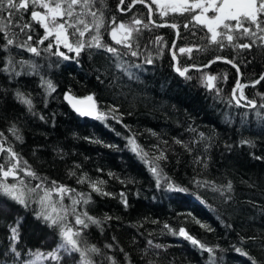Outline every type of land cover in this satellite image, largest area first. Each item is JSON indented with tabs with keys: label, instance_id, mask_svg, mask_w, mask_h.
<instances>
[{
	"label": "trees",
	"instance_id": "1",
	"mask_svg": "<svg viewBox=\"0 0 264 264\" xmlns=\"http://www.w3.org/2000/svg\"><path fill=\"white\" fill-rule=\"evenodd\" d=\"M128 2L125 0V7ZM118 3L103 0L105 26L100 31L101 42L117 48L118 56L88 47L93 31L80 38L85 48L79 56L70 52L65 60L55 55L59 45L52 37L37 43L45 35L43 27L31 20V9L24 14L23 22L32 24L28 34L33 40L28 43L37 47L40 55L15 46L0 49V69L8 67L10 56L30 62L23 67L16 64L21 73L18 76L0 71V132L19 154L21 168L30 167L44 179L45 186L56 181L76 190L62 202L53 193L57 210L61 205L70 206V197L79 198L78 193L90 196L87 204L76 208L102 221L100 226L90 224L83 229L88 246L101 249L100 255L90 254L96 264H111L106 257L114 258L116 264H210L208 253L174 234L181 227L215 249V264H264V80L234 89L238 72L240 83L259 78L264 71V48L257 43L251 50L240 49L227 40L221 48L210 42L206 27L189 23V14L173 13L161 19L153 14L156 22L178 25L175 39L176 30L169 24L157 27L148 23L143 4L137 3L123 14ZM112 18L117 24H131L134 18L148 23L147 28L140 25L130 41L137 56L112 39ZM185 23H189L188 28H184ZM25 39L24 34L19 35L20 42ZM49 42L53 46L45 50ZM241 42L248 39L235 41ZM172 44L177 67L201 66L213 57H222L232 60L238 70L218 59L203 69L188 68L181 76L173 66ZM180 48L193 51L180 53ZM149 59L151 63H147ZM117 65H123L127 72ZM208 76L216 79L209 82ZM48 80L55 91L47 89L44 82ZM17 91L32 100L31 111L17 98ZM66 92L92 96L103 118L80 116L66 101ZM241 93L246 100L241 99ZM247 100L254 101L256 107ZM13 126L22 142L12 134ZM130 138L148 153L149 162L132 151ZM161 153L166 159L156 161L161 171L157 186L150 161ZM0 163H7L6 157L0 156ZM85 176L87 182L77 183ZM19 178L27 185V206L0 196V264H28L33 258L42 264H80L79 253L61 251L59 261L47 257L61 243L59 229L39 215L41 206L35 196L27 195V188L41 180L23 172ZM94 181H104L103 191L111 195L92 191L90 183ZM198 181L216 186L230 181L232 191L225 196L231 200L225 203L224 197ZM7 182L17 183L12 177ZM169 182L184 191L169 189ZM64 222L74 229L80 227L70 214ZM13 227L18 233L15 240L11 238ZM251 236L257 239L241 241V237ZM109 244L112 247L106 248ZM37 254H41L39 259Z\"/></svg>",
	"mask_w": 264,
	"mask_h": 264
},
{
	"label": "snow or ice",
	"instance_id": "2",
	"mask_svg": "<svg viewBox=\"0 0 264 264\" xmlns=\"http://www.w3.org/2000/svg\"><path fill=\"white\" fill-rule=\"evenodd\" d=\"M143 4L149 15L148 23H155L151 20V15L153 13V5L157 6L160 10L161 16H167L169 11L172 13H178L181 15L189 14V23L195 22L197 25H202L206 27L207 32L210 33V42L217 44L219 47L223 48V41L227 40L229 44L240 49L251 50L254 46L259 43L261 48H264V0H129L128 5L125 7V0H119L117 8L121 12L130 11L135 4ZM103 0H0V49L7 51L11 46H15L19 49L26 50L36 56L40 55V51L37 47L29 44V41L33 40L32 35L28 34L32 30L31 23L23 22L24 14L30 11V17L32 21L39 23L45 30V35L42 39L38 40L37 43H44V40H48L49 37H54L57 45L63 44L69 52H74L79 56L80 52L85 48V42L80 38L85 37L86 33L90 34L94 31L95 35H91V41L87 43L88 47L95 46L96 48L104 49L108 53L113 55H119L118 49L109 45H105L101 42V29L105 26V14L103 10ZM37 8L43 11H38ZM211 13V15H209ZM90 17L91 19H86ZM112 24L115 25L111 29L112 39L116 44L123 45V47L131 50V56L135 57L138 55L137 51L132 50L133 44L130 42L133 39V33H138L140 31L139 27H126L124 23L120 22L117 25L115 18H112ZM148 23H145L141 19H133V25H143L144 28L148 27ZM189 23H185L184 28L189 27ZM157 27H162L164 25H156ZM170 27L176 29L177 24H171ZM13 31V29H17ZM71 30V31H69ZM123 32L124 35L121 39H117V32ZM24 34L26 39L23 42L19 41V35ZM177 35L179 33L177 32ZM76 37L74 41L70 38ZM241 37L247 38V43H235L236 40ZM159 39V38H158ZM52 43L49 42L47 49L52 48ZM175 45H173L174 47ZM192 48H180V53H191ZM55 55L63 57L67 60L69 57L62 51L55 52ZM173 58H175V53H173ZM216 59H224L222 57H216ZM149 59L147 63H151ZM215 62V61H212ZM227 63L233 64V67H237L232 60H226ZM19 63L22 67L29 65L30 62L27 60L16 61L14 57H9L7 61L8 67L0 69V71H7L14 73L15 75H20V72L16 71V64ZM207 66V65H206ZM32 67H35L32 65ZM117 67L123 68V65H117ZM127 72L126 68H123ZM238 70V69H237ZM176 71L181 76H185L188 68L181 69L176 68ZM131 76V73H128ZM216 77L208 76L207 80L209 82L214 81ZM260 80H264V75H261L259 80L254 83H259ZM46 87L50 91H55V87L50 80L44 82ZM213 85L209 83V87ZM237 82V88H242ZM17 98L21 103L28 106L31 111L32 100L25 96L24 93L17 91ZM241 97L243 94L241 93ZM65 99L73 107V109L80 116H95V118H103L104 113L98 111L97 106L93 100L92 96L86 97L88 101H92V104L88 107L83 106V101L78 100L71 95L66 94ZM239 104V100H237ZM248 104L255 108L256 104L254 101L248 100ZM264 107V105H261ZM43 119V117H41ZM12 134L15 136L17 141L22 142V137L19 135L18 129L14 126L11 129ZM129 143L133 146L132 151L136 152L141 159L147 161L148 153L144 152L135 143L134 138L129 139ZM177 143H180L177 141ZM248 143V141H244ZM7 145V146H6ZM109 147H111L109 145ZM0 156H4L7 159V163H0V196L6 197L16 203L27 206L26 192L24 188L27 187L25 182L19 178V173L23 172L25 176L32 177L33 179H40L41 182L37 183L32 187L27 188V195H34L36 202L41 206V212L39 215L45 220L50 222V226L59 229V237L61 243L58 244L57 248L53 251L47 253V257L52 260H60V252L71 255L73 253H79L80 264H96V262L91 258L90 254H101V249L97 248L95 245L88 246L87 241L83 239V229H87L90 224L100 226L102 221L89 215L86 211L77 212L76 206L83 203L87 204L90 200V196L85 197L83 193H78L76 196H72L71 205L68 207H61L57 210V206L52 203V195L55 193L59 200L62 202L64 197L70 193H75V189L68 188L65 185L58 184L56 181H51L50 186H45L44 179L39 178L37 174L29 168H21V158L19 154L14 150L12 145L8 143L7 138L3 132H0ZM160 159H166L163 153L159 156L154 157L150 163V171L157 178V186H160V176L161 171L159 170L156 161ZM257 159H261L257 157ZM27 163L26 161L24 162ZM79 167V166H77ZM72 172L71 175H75ZM12 177L17 183H8L7 180ZM167 179V178H165ZM88 178L78 179L77 183H85ZM104 181H94L90 183L92 191L97 194L108 196L111 193L103 191L102 185ZM202 187H209L214 193H219L221 197H224V202L228 203L231 200V196H225V193H231L232 184L229 181L226 185L216 186L213 182L205 181L197 182ZM169 189L184 191V189L176 188L170 182L168 183ZM122 202L125 207H127V200L123 198L121 194ZM51 209V211H49ZM63 213V215L61 214ZM74 217V224L80 226L74 229L69 226V224L64 221L67 220L68 215ZM111 219V217H105V220ZM168 228V225H165ZM201 227L207 228L206 225L201 224ZM207 230L211 231L210 228ZM171 231V229H170ZM13 233L12 239L17 238V229L13 227L11 229ZM178 234L185 239L189 240L193 245L200 248L202 251L209 254L210 264H215V249L208 247L206 244L202 243L200 240L192 237L184 228H179ZM245 239L249 241H255L257 237H241V241L244 242ZM149 245H152V241H148ZM106 248H111L112 245H105ZM156 248H160L161 245H155ZM15 252V249H12ZM123 251V249H121ZM235 251L247 256L248 253L242 248H235ZM19 256L20 253L16 252ZM41 254H37L39 259ZM111 264H116V260L112 257H106ZM252 264H256L253 261Z\"/></svg>",
	"mask_w": 264,
	"mask_h": 264
},
{
	"label": "water",
	"instance_id": "3",
	"mask_svg": "<svg viewBox=\"0 0 264 264\" xmlns=\"http://www.w3.org/2000/svg\"><path fill=\"white\" fill-rule=\"evenodd\" d=\"M152 20V19H151ZM155 22V21H154ZM154 24H156V25H166V24H169V25H171V24H173V22H168V21H163V22H155ZM175 24V23H174ZM176 30V35H175V39L177 38V32H178V28H176L175 29ZM174 39V40H175ZM172 46H173V44L171 45V47H170V51H171V54H172V56H173V53H175L174 51H173V48H172ZM214 60H218V59H216V57H213V58H211L210 60H208L206 63H204L203 65H201V66H191V65H189V66H185V67H183V68H193V69H203V68H205V67H207L208 65H209V63L210 62H212V61H214ZM221 60H224V61H226V60H229V59H227V58H224V59H221ZM173 61H174V63H173V66H174V68H175V70H176V68H177V61H178V58H177V55H176V53H175V58H173ZM234 63V62H233ZM235 64V63H234ZM207 65V66H206ZM237 66V65H236ZM183 68H181V69H183ZM237 69H238V67H237ZM264 74V71L261 73V75H263ZM260 75V76H261ZM260 76H259V78H260ZM259 78L257 79V80H259ZM240 79H241V73L240 72H238V78H237V81H236V83H235V85H234V89L235 88H237V82H239L240 83ZM257 80H255V81H257ZM255 81H253V82H241L240 84L241 85H254L255 83ZM66 94H68V95H71L72 97H74V98H76V99H78V100H81V101H83V106L84 107H88L89 105H91L92 104V101H88L87 99H86V97H78V96H75L74 94H72L71 92H66L65 93V95ZM65 95H64V97H65ZM233 97H234V99L237 101V100H239L238 98H237V96L235 95V93L233 92ZM241 98V97H240ZM242 100H243V98H241ZM244 100H246V99H244ZM67 101V100H66ZM248 101V100H247ZM252 101V100H251ZM68 102V101H67ZM239 102H240V100H239ZM69 103V102H68ZM70 105V104H69ZM71 106V105H70ZM251 106V105H250ZM72 107V106H71ZM73 108V107H72ZM77 113V112H76ZM83 117H94V116H83Z\"/></svg>",
	"mask_w": 264,
	"mask_h": 264
},
{
	"label": "flooded vegetation",
	"instance_id": "4",
	"mask_svg": "<svg viewBox=\"0 0 264 264\" xmlns=\"http://www.w3.org/2000/svg\"><path fill=\"white\" fill-rule=\"evenodd\" d=\"M129 3V2H128ZM128 3H126V6L128 5ZM38 11H43L42 9H39ZM121 12V11H120ZM127 12H129V11H126V12H121V13H123V14H126ZM147 12H148V10H147ZM153 14H155L156 16H157V18H165L166 16H161L160 15V10L157 8V6H155V5H153V13H152V15ZM171 14H173L171 11H169V14L167 15V16H171ZM148 15V14H147ZM152 15H151V19H152ZM125 18H127V16H124ZM125 18H123V19H125ZM148 19H149V15H148ZM153 20V19H152ZM153 21H155V20H153ZM156 22V21H155ZM126 23V22H125ZM43 30H44V28H43ZM70 31V30H69ZM44 33H45V30H44ZM63 44H59V49H61V51L62 52H64L65 54H69L70 52L69 51H65L63 48Z\"/></svg>",
	"mask_w": 264,
	"mask_h": 264
},
{
	"label": "rangeland",
	"instance_id": "5",
	"mask_svg": "<svg viewBox=\"0 0 264 264\" xmlns=\"http://www.w3.org/2000/svg\"><path fill=\"white\" fill-rule=\"evenodd\" d=\"M209 15H211V13H209ZM125 24V26L126 27H133V28H136V27H140V25H133L132 23L131 24H129V23H124ZM118 25V24H117ZM115 26V25H114ZM113 26V27H114ZM110 34H111V31H110ZM123 35H124V33L123 32H117V39H121L122 37H123ZM82 38V37H81ZM52 41H55V38L54 37H52ZM237 89H240V88H237ZM28 264H42V263H39L38 262V260L35 258H33L32 260H31V262L30 263H28Z\"/></svg>",
	"mask_w": 264,
	"mask_h": 264
}]
</instances>
